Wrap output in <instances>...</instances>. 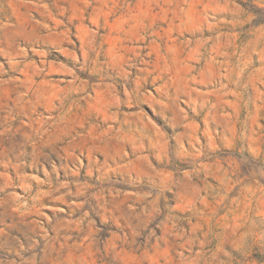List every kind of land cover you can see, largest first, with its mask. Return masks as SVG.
<instances>
[{
  "label": "rangeland",
  "instance_id": "rangeland-1",
  "mask_svg": "<svg viewBox=\"0 0 264 264\" xmlns=\"http://www.w3.org/2000/svg\"><path fill=\"white\" fill-rule=\"evenodd\" d=\"M0 264H264V0H0Z\"/></svg>",
  "mask_w": 264,
  "mask_h": 264
}]
</instances>
